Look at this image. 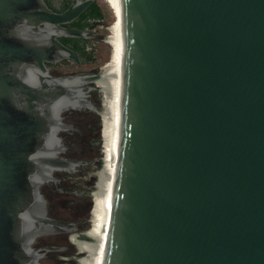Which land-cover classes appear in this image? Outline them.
<instances>
[{
    "label": "water",
    "instance_id": "1",
    "mask_svg": "<svg viewBox=\"0 0 264 264\" xmlns=\"http://www.w3.org/2000/svg\"><path fill=\"white\" fill-rule=\"evenodd\" d=\"M82 8L0 0V264H41L35 238L66 225L39 187L68 165L60 111L82 77L48 74L45 60L76 53L39 31ZM120 12L103 264H264V0H120Z\"/></svg>",
    "mask_w": 264,
    "mask_h": 264
},
{
    "label": "flooded vegetation",
    "instance_id": "2",
    "mask_svg": "<svg viewBox=\"0 0 264 264\" xmlns=\"http://www.w3.org/2000/svg\"><path fill=\"white\" fill-rule=\"evenodd\" d=\"M43 1L56 14L83 6L70 21L41 23L39 31L45 38L55 36L61 44L76 53V57L56 53L45 60L48 74L55 78L82 77L77 85L70 83V97L75 102L60 111L61 127L57 136L62 149L57 154L66 158L68 165L53 170L51 178L39 187L46 200L47 215L66 225L61 231L37 236L32 243V247L42 254L39 258L41 264H68L67 261L74 258V237L88 232L90 224L92 230L95 229L100 215L99 194L95 191L100 188L98 180L101 170L105 169L103 161L108 142L106 118L109 102L108 92L101 90V93L96 88L101 84L91 80V77L103 72L106 65L102 69L91 67L95 60L92 39L96 35L95 24L100 20L95 17L93 8L96 5L100 7L99 3L96 0ZM72 30L80 32V35H68ZM46 46H49L47 41ZM73 87L76 89L73 90ZM86 258L85 255L82 260H74L78 264H87Z\"/></svg>",
    "mask_w": 264,
    "mask_h": 264
},
{
    "label": "bare ground",
    "instance_id": "3",
    "mask_svg": "<svg viewBox=\"0 0 264 264\" xmlns=\"http://www.w3.org/2000/svg\"><path fill=\"white\" fill-rule=\"evenodd\" d=\"M114 10L116 20L109 26L111 34L107 41L112 47L111 56L103 72H99L97 83L101 84V90L107 91V135L106 152L103 163L105 169L101 170L99 178L98 203L100 215L95 227V232L82 233L74 237V243L78 248L79 257L82 260L86 255L87 264H103L107 227L111 209V198L116 172L120 124H121V84H122V27L120 0H107Z\"/></svg>",
    "mask_w": 264,
    "mask_h": 264
},
{
    "label": "rangeland",
    "instance_id": "4",
    "mask_svg": "<svg viewBox=\"0 0 264 264\" xmlns=\"http://www.w3.org/2000/svg\"><path fill=\"white\" fill-rule=\"evenodd\" d=\"M100 7L102 8L103 12H104V17L102 19H100L99 21H97V23L95 24V37L92 39L93 43L95 44V48H94V55H95V60L93 61V64L91 65V67H95L96 69L98 68H104L105 65L107 64L108 60L110 59L111 56V51H112V47L110 45V43L107 41V38L109 37V34H111L110 31V27L116 20V16L114 13L113 8L111 7V5L109 4V2L107 0H96ZM99 94V92L97 93ZM101 152V149H100ZM95 172H100L99 170H95ZM94 208V202H93V207H92V211ZM91 211V212H92ZM91 224L88 227V232H95V229L92 230V227H90ZM73 255L72 257H74L73 259H69L67 262L68 264H78L76 260H74L75 258L77 259V257L79 255H76L75 252H78L79 250L77 249V247L74 245L73 246Z\"/></svg>",
    "mask_w": 264,
    "mask_h": 264
},
{
    "label": "trees",
    "instance_id": "5",
    "mask_svg": "<svg viewBox=\"0 0 264 264\" xmlns=\"http://www.w3.org/2000/svg\"><path fill=\"white\" fill-rule=\"evenodd\" d=\"M94 15L97 19H102L104 17V12L98 5L94 6Z\"/></svg>",
    "mask_w": 264,
    "mask_h": 264
}]
</instances>
